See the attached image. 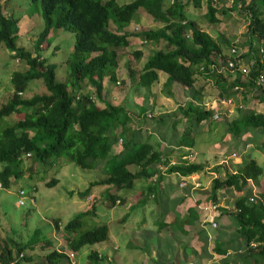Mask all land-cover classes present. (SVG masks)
Wrapping results in <instances>:
<instances>
[{
    "label": "trees",
    "instance_id": "obj_1",
    "mask_svg": "<svg viewBox=\"0 0 264 264\" xmlns=\"http://www.w3.org/2000/svg\"><path fill=\"white\" fill-rule=\"evenodd\" d=\"M202 1L170 0V4L165 6V0H133L126 4H119L117 0H30L39 5L44 24L31 53L17 47L18 19L5 16L0 3V46L4 44L14 57L25 60L28 65L24 72H14L11 76L13 92L0 106V122L17 113L19 107L30 110L23 119L0 127V164L3 165L0 187L8 189L12 179H19L24 174L20 165L26 154L31 155L33 165L38 163L48 169L62 158L84 170L101 168L105 178L91 182L89 188L106 186L110 208L116 204L118 192L130 189L136 180L151 176L149 168L154 163H160L161 156L167 160L165 166L181 176L187 177L202 170V166L194 163L181 162L180 165L170 166L166 152L159 151L147 140L139 142L133 139L134 132L127 128L130 117L124 104L101 108L92 100L102 98L105 78L112 83L119 82L116 49L128 47L132 38H141L143 44L153 42L159 49L146 59L139 70L126 62L127 78L131 85L150 90L159 83V74L163 73L166 79L161 91L165 97H172L173 90L192 92V101L187 102L182 111L185 116L187 113L192 115L193 123L189 121V125L181 131L176 141L178 147H193L197 134L193 125L211 120L210 109L200 105L203 88L197 86V75L212 82L221 99L232 98L235 93L233 89L237 86L245 93L244 100L251 97L256 103L264 104V83L257 85L255 82L259 75H264V0H240L243 4L241 11L249 20L246 33L249 51L252 52L254 46L258 48V57L249 60L246 77L239 74L234 76L226 70L228 55L222 46L237 45L223 36L213 39L198 28L196 21L186 17V7L190 5L197 9ZM232 8L237 9L235 5ZM140 10L159 26L126 31ZM215 13V8L211 6L206 14L210 23L217 22ZM54 29L74 33L73 51L66 60L67 76L64 82L57 80V66L49 63L41 54L50 47L49 36ZM132 55L139 60L142 53L136 51ZM200 64L205 69L195 70L194 67ZM38 79L43 80L46 93L26 97L24 93L28 84ZM119 83L123 86L126 84ZM88 86L92 92L82 93ZM76 94H79L78 99ZM157 121L161 126L154 130L158 131L160 139H165L167 127L163 128L168 121L160 117ZM247 130L264 131V113L253 109L239 110L237 117L226 123V131L233 136L239 137ZM119 134L131 136L118 149ZM128 165L138 167L139 171L131 173ZM263 174L264 168L250 159L236 165L233 172L223 179L215 178L211 182L210 205L219 203L216 195L219 190L238 194L230 209H216L219 216L232 218L235 223L232 231L238 235L236 239L216 247L218 256H227L223 264H264V246L249 247L251 242L264 240V198L249 201L253 183L258 185ZM88 191L79 195L84 198ZM151 191H155L154 186L147 188L144 201L148 200ZM154 201L157 202V199ZM93 214L88 210L63 224L62 231L67 236L66 247L69 251L76 253L106 238V224L92 228L88 225L87 218ZM54 222L58 229L60 221ZM42 234L43 230L38 229L25 243L8 239L0 241V264H9L15 259V264H22L21 261L26 259L24 252H33L40 245L38 237ZM229 247L234 252L227 255ZM40 248L46 250L45 260L48 264L67 260L64 253L53 249L50 241L40 245ZM22 253L23 259L18 260ZM87 261L88 264H108L105 257L95 251L87 255Z\"/></svg>",
    "mask_w": 264,
    "mask_h": 264
},
{
    "label": "rangeland",
    "instance_id": "obj_2",
    "mask_svg": "<svg viewBox=\"0 0 264 264\" xmlns=\"http://www.w3.org/2000/svg\"><path fill=\"white\" fill-rule=\"evenodd\" d=\"M131 1L133 0H117L119 4H126ZM169 2L170 0H165V6H168ZM0 3L3 6V14L5 16H12L18 19L17 47L24 49L26 52H33L34 43L44 27L39 5L31 3L30 0H2ZM220 3L224 5H218L217 7L216 5L213 6L209 0H203L201 6L197 9L189 5L185 9L186 17L196 21L198 28L207 32L213 39L217 40L220 36H223L227 41L235 43L238 53L242 54V62L248 67L249 60L258 57V48L254 46L252 52L249 51L246 40L249 24L248 17L241 10L232 8L223 1H220ZM211 6L216 10L214 18L217 22L215 23H210L206 16ZM158 26L152 21L151 17L140 10L134 21L125 30L132 32L143 28L155 29ZM49 40L51 42L50 47L41 51V54L48 59L49 63L57 66V80L64 82L67 76L66 60L73 51L74 33L72 31H56L54 29L50 32ZM142 42L141 38H132L128 47L116 49L118 54V75L123 78H119L120 80L118 81L125 82L124 80L126 79L127 82L124 86L120 83L111 82V94H117L113 101L117 103L119 100L121 102L123 100V104L129 108V112L133 116H137L138 110H140V115H142L140 120L146 124L145 127L149 126L152 133L155 132L154 128L161 126L159 121H157L159 117L167 120V126L165 127H172L171 135L175 137L178 134L180 135L181 131L189 125V121H193L190 113L185 116L182 111V109L186 108L187 102L192 101V92L173 90L174 94L172 97H165L161 91L166 79V75L163 73L159 74V83L150 90L131 85L127 78L126 62H130L136 70H139L146 59L159 49V46L153 42L146 44ZM232 47L228 45L222 46L224 53L227 55H229ZM136 51L142 53L139 60L133 58L132 53ZM27 68L28 65L25 60L14 57L13 52L6 49L4 44L0 46V106L12 95V74L14 72H24ZM194 68L200 71L205 69L203 64ZM197 86L203 88L200 105L220 115L218 121L211 119L199 125H193L194 130L197 132L193 146V149L197 152L196 160L200 163L204 162V164H201L202 167L209 168L204 173L214 171L212 173L215 174L216 178L223 179L226 174L234 170L236 165L248 162L250 159H253L259 166L264 168V153L262 152L264 131L257 130L253 132L247 130L239 137L233 136L226 131V123L236 118L239 110L253 109L256 112L264 113V104L256 103L251 97L244 100L245 93L239 91L232 94L231 104L223 105L220 101L218 89L215 88L212 82L197 75ZM87 90L85 88L82 93H86ZM43 93H46V88L43 80L38 79L28 84L24 94L30 98L33 95ZM29 113V109L19 107L17 113L4 118L0 122V127L6 124L12 125ZM147 114L152 115V118L143 120L142 118H146ZM156 136L155 138L158 140V136ZM121 144L118 143L116 147L119 149ZM232 153L236 154L235 158L230 157ZM220 161H225L226 163L219 166L217 164ZM20 168L24 174L19 179H12L8 189L0 187V241L8 239L25 243L39 229L43 230V234L38 237L40 245L50 241L54 250L68 253L69 250L66 247L67 236L63 231L61 232L60 229L56 228L54 220H61L62 224L70 221L73 218L67 212L70 200L73 197H78L77 195L83 192V189L90 182L98 181L101 175L96 170L81 169L70 160H65L62 167L58 166L57 168L55 166L52 169H48L38 163L33 165L30 158H24ZM29 169L31 171H28ZM204 176L209 177L207 181L210 182L208 184V187H210V178L215 177L207 174ZM54 178L58 180L57 184L50 185ZM20 190H24L27 196L24 199V205H20L18 202V192ZM69 193L72 195L71 197ZM250 193L254 199L264 198V174L260 177L258 185L253 183ZM151 196L149 195L148 200H154ZM29 197L33 198V203H31ZM135 199L136 201L134 202H137V198ZM98 205L99 211H96L97 215H100L98 219L102 221L108 220L105 215L107 211L101 209L103 208L101 204L98 203ZM126 211L129 212V207L115 206L111 210L113 214L108 212L109 219L112 218L111 221H117L122 218L120 214L127 213ZM140 211L142 210L135 211L133 214L138 215L141 219L144 214ZM110 224L111 227H119L117 222ZM92 227H94L93 224L90 228ZM129 242L131 244L139 243L136 239L133 240L131 238ZM40 245H37L33 252H24L26 259L21 261L22 264H48L45 260L46 250H42ZM94 249L93 246L81 248L75 253L73 264H88L87 255L92 250L95 251ZM121 249L124 250V248ZM58 264L71 263L64 260L58 262Z\"/></svg>",
    "mask_w": 264,
    "mask_h": 264
},
{
    "label": "crops",
    "instance_id": "obj_3",
    "mask_svg": "<svg viewBox=\"0 0 264 264\" xmlns=\"http://www.w3.org/2000/svg\"><path fill=\"white\" fill-rule=\"evenodd\" d=\"M118 72L119 68L116 72L118 80L123 79L120 78ZM124 81L127 82L126 79ZM102 86L103 96L97 101L99 107L123 105V100L122 102L119 100L117 103L113 101L117 94H111L112 83L107 78L103 80ZM87 89V92H92L91 87L88 86ZM91 95L93 96V94ZM125 110L130 117L127 128L134 132V140L151 142L159 151L168 154L169 162H175L176 165L184 162L182 157L186 155V148L193 149V147H178L176 141L179 134L178 137L171 135L172 127H165V139H160L158 131L152 133L149 126L145 127L142 124L140 110H138L137 116H133L126 105ZM129 136L131 135L119 134L118 143L119 139H122V143L126 142ZM65 160L68 159H60L55 166L62 167ZM193 163L200 166L204 164L196 158ZM223 163L226 162L220 161L217 165L221 166ZM2 167L3 165L0 164V170ZM127 168L131 173L139 171L138 167L133 165H128ZM208 169L202 167L199 172L184 177L179 173L171 172L165 164L154 163L149 168L151 176L136 180L130 189L118 192L116 204L112 208L108 206L106 186L89 188L88 185L83 189L84 191L89 189L87 196L84 198L80 195H77L76 198L73 197L68 203L67 212L74 217L90 210L94 214L91 216L93 218H87L88 225L106 224L108 227L106 238L93 247L99 256L105 257L108 264H223L227 256H218L215 252L216 247L236 239L238 235L232 231L235 224L232 218L226 215L219 216L217 210L209 209L213 206L208 203L211 186L208 187L209 177L204 175H213L215 178L216 176L212 173L214 171L204 173ZM96 171L101 175L99 180L105 178V173L101 168ZM215 178H210L211 182ZM53 181L57 184L58 180L54 178ZM181 183H184L183 187L179 186ZM150 186L155 187V191H151L150 196L157 199V202L154 200L144 201L143 195ZM216 195L219 200L217 207L222 209H230L238 197V194L233 191L219 190ZM69 196L72 195L69 193ZM135 198H137V202H134ZM98 203L103 206L101 209L107 211L105 215L108 220L98 219L100 216L96 213L99 211ZM115 206H127L129 212L120 214L122 218L117 221H111L112 218L109 219L108 212L113 214L111 210ZM140 209L142 210L140 212L144 214L141 219L138 215L133 214ZM112 222H117L119 227H111L110 223ZM130 238L136 239L139 243L131 244ZM232 252L234 249L229 247L227 255ZM66 261L71 264L74 262L68 258Z\"/></svg>",
    "mask_w": 264,
    "mask_h": 264
},
{
    "label": "built area",
    "instance_id": "obj_4",
    "mask_svg": "<svg viewBox=\"0 0 264 264\" xmlns=\"http://www.w3.org/2000/svg\"><path fill=\"white\" fill-rule=\"evenodd\" d=\"M211 2V4L214 6L216 5L218 7V5L222 6L224 4L220 3V1H223L225 4L227 3L230 7L232 6H236L238 10H241L243 7V4L240 0H209ZM260 54H262V50L259 51ZM242 54L238 53V50L236 48V46H233L232 49L229 52L228 55V59L226 61L227 64V69L230 73H232L234 76L236 74H239L242 77H246L247 76V66L242 62V58H241ZM257 85H262L264 83V75H259L258 78L255 80ZM118 84V83H117ZM234 92H239L242 89L240 87H234ZM79 98V94L76 95V99ZM221 103L224 105H228L232 103V98L229 99H220ZM241 108V106H239ZM211 111V110H210ZM212 115H211V119L213 121H218L220 119V115L217 114L216 112L211 111ZM147 118H151L152 115H146ZM119 143H122V139H119ZM262 152L264 153V147L262 148ZM31 155L30 154H26L25 157L29 158ZM236 154L232 153L231 154V158H235ZM196 158V152L191 149V148H186V155L184 157H182V160L184 161L185 164H190L193 163L195 161ZM167 162L166 158L164 156H161L160 158V163L158 164H165ZM169 163V162H168ZM170 166H175L176 163L175 162H170L169 163ZM180 187L184 186V183L179 184ZM18 196H19V204L20 205H24V199L27 198L26 193L24 190H20L18 192ZM30 198V197H29ZM31 203H33V198H30ZM250 202L254 201V198L251 196L249 198ZM210 210L214 211L217 209V205H213L209 208ZM213 226H215L213 224ZM258 246H264V240L258 241V242H251L249 244L250 248H256ZM240 253V251H238ZM67 258L70 260H73L74 258V253L69 251L68 253H65ZM24 254H19L18 256V260L23 259ZM17 262V259L11 261L9 264H15Z\"/></svg>",
    "mask_w": 264,
    "mask_h": 264
},
{
    "label": "clouds",
    "instance_id": "obj_5",
    "mask_svg": "<svg viewBox=\"0 0 264 264\" xmlns=\"http://www.w3.org/2000/svg\"><path fill=\"white\" fill-rule=\"evenodd\" d=\"M117 83L119 84V82H116V84H117ZM76 95H77V94H76ZM92 100L95 101V103L97 104V101L94 100V98H92ZM24 158H26L25 155L22 157V160H23ZM29 158H30V157H29ZM22 160H21V161H22ZM62 228H63V224H62L61 221H60L59 224H58V229H60L61 232H62ZM71 252H72V251H71ZM64 254H65V253H64ZM65 255H66V254H65ZM74 256H75V253H74ZM66 257H67V256H66Z\"/></svg>",
    "mask_w": 264,
    "mask_h": 264
}]
</instances>
